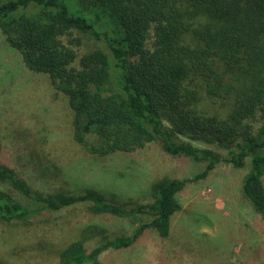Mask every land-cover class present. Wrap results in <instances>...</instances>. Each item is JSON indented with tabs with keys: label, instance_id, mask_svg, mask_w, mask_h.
<instances>
[{
	"label": "trees",
	"instance_id": "trees-1",
	"mask_svg": "<svg viewBox=\"0 0 264 264\" xmlns=\"http://www.w3.org/2000/svg\"><path fill=\"white\" fill-rule=\"evenodd\" d=\"M0 33L28 70L46 74L66 97L72 140L91 157L157 142L205 163L190 178L153 181L152 201L131 206L91 187L39 190L0 161V184L10 187L0 188L2 222L78 203L92 214L148 219L129 235L97 227L96 245L71 241L59 264H101V253L132 246L147 227L166 239L179 191L221 160L242 168L249 157L242 191L264 215V122L253 123L264 115V0H0ZM83 37L103 46L79 55ZM203 101L225 111L204 109Z\"/></svg>",
	"mask_w": 264,
	"mask_h": 264
},
{
	"label": "rangeland",
	"instance_id": "rangeland-1",
	"mask_svg": "<svg viewBox=\"0 0 264 264\" xmlns=\"http://www.w3.org/2000/svg\"><path fill=\"white\" fill-rule=\"evenodd\" d=\"M102 43L83 37L77 51L81 55ZM216 105L203 101L201 107L225 111ZM71 115L66 97L48 76L28 70L0 33V161L34 188L80 194L91 187L114 194L120 203L145 204L152 201L153 181L190 178L205 166L170 155L157 142L91 157L72 140ZM262 122L264 115L258 113L253 123ZM206 147L226 155L225 149ZM249 160L242 168L221 160L204 178L187 183L177 194L180 209L171 216L166 239L147 227L132 246L101 253V264H264V215L254 211L242 191ZM146 222L144 216L92 214L83 203L26 221H0V264H59V252L71 241L83 239L88 249L96 245L102 237L94 235L97 227L104 235H129L134 225Z\"/></svg>",
	"mask_w": 264,
	"mask_h": 264
}]
</instances>
